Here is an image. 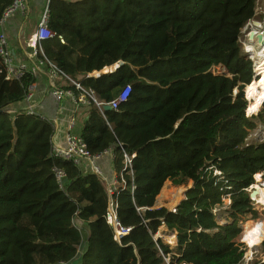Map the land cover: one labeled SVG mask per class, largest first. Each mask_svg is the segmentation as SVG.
I'll return each instance as SVG.
<instances>
[{
	"label": "trees",
	"instance_id": "obj_1",
	"mask_svg": "<svg viewBox=\"0 0 264 264\" xmlns=\"http://www.w3.org/2000/svg\"><path fill=\"white\" fill-rule=\"evenodd\" d=\"M13 1L0 0V20ZM257 2L50 0L46 58L105 103L132 86L116 111L92 103L80 130L93 154L113 150L119 173L123 150L134 155L115 195L131 231L115 240L100 176L53 155L54 123L11 110L36 78L8 79L0 57V264H245L236 238L249 213L258 218L249 189L264 173V138L251 136L264 130V103L248 106L245 88L261 75L239 38ZM54 168L66 173L62 186ZM168 182L189 186L175 211L156 207ZM163 222L176 245L155 239Z\"/></svg>",
	"mask_w": 264,
	"mask_h": 264
},
{
	"label": "built area",
	"instance_id": "obj_2",
	"mask_svg": "<svg viewBox=\"0 0 264 264\" xmlns=\"http://www.w3.org/2000/svg\"><path fill=\"white\" fill-rule=\"evenodd\" d=\"M49 2L50 0L47 1V6L44 8L41 14L37 30L34 33L32 40L29 42L32 49V54L30 55L29 60L26 62H17L15 57H13V54L9 47V40L3 27L5 22L14 15L19 14L22 16H27V0H14L3 12L0 20V57L2 58L3 64L5 66L7 78L21 79L26 74H31L36 78L44 72H47L51 78V94L56 101L63 102L64 100L68 99L77 108L81 105H91L92 103H94L103 114L104 105H110L112 110H118L120 106L123 103L127 102L130 98V95L132 93V86L130 84L125 85L120 90L118 96L115 99H113L109 103H105L97 98L93 90H87L79 81L71 80L70 78H68V76L65 75L62 70H60L53 62L46 58L41 42L51 39L55 36V33L49 27ZM262 2L263 0H258L255 16L256 18H253L250 21H255L256 19H258L259 16L257 15L259 14V10L261 9ZM249 22L243 28L241 35ZM259 34L263 36L264 40V17L261 19L260 30L256 31L253 36V43L255 42L260 46L262 44H260L257 38V35ZM59 80L68 82V84L72 87L68 88L59 86L57 84V81ZM33 97L34 87L32 85L25 100L30 102L32 101ZM28 113L35 114L31 109ZM76 127L77 122L74 118H72L69 121L63 143L59 144L53 139V155L56 158L72 162L78 167L90 170L91 172L100 176L104 181H106L103 169L101 168L99 161L104 155L111 153L112 149H107L100 154H93L89 150L88 145L85 142L84 138L81 136L80 132H75ZM123 156V167L120 175H118L117 177L116 185L108 184L107 186V192L110 196L107 221L113 227L115 232V240L118 243H121L123 238L131 231V228L123 227L119 222L117 215L118 201L115 197V195L118 194L119 190L124 189L126 186V180L123 176V173L125 171H129V174L132 175V160L134 155L130 156L123 150ZM54 170L56 179L62 186L66 178V173L59 168H54ZM224 200L226 201V199ZM172 211H175V208H173ZM166 263L171 264L169 258H166Z\"/></svg>",
	"mask_w": 264,
	"mask_h": 264
},
{
	"label": "crops",
	"instance_id": "obj_3",
	"mask_svg": "<svg viewBox=\"0 0 264 264\" xmlns=\"http://www.w3.org/2000/svg\"><path fill=\"white\" fill-rule=\"evenodd\" d=\"M47 1L48 0H27V16L19 14L14 15L4 24L3 29L8 37L10 50L17 62L28 61L30 55L32 54L29 42L32 40V37L37 30L41 14L47 6ZM115 65L118 66L113 71L120 66L119 63H116ZM107 68L110 69L111 66L104 67L102 70L94 71L90 74L87 73L86 76L90 78H98L109 72H113ZM57 84L62 87L68 86V82L62 80L57 81ZM33 87L34 97L32 101L29 102L24 100L21 103L13 104L11 106L12 111L24 110L29 112L31 109L33 113L39 114L43 118L52 121L56 128L54 140L59 144L63 143L69 121L72 118H74L77 122L75 132H80L82 124L88 116V108L91 105H81L77 108L68 99L63 102L56 101L51 94V78L47 72H44L40 76L36 77ZM114 159L115 154L112 150L111 153L104 155L99 161L105 175L106 181H103L105 182L106 188L108 184L116 185L117 177L120 175L114 165ZM178 204L179 203L175 204L174 207ZM156 207L160 206L156 205ZM161 230L163 233L162 239L165 243L173 245L177 244V231L175 229H169L168 225L163 222ZM171 233H174L175 238Z\"/></svg>",
	"mask_w": 264,
	"mask_h": 264
},
{
	"label": "rangeland",
	"instance_id": "obj_4",
	"mask_svg": "<svg viewBox=\"0 0 264 264\" xmlns=\"http://www.w3.org/2000/svg\"><path fill=\"white\" fill-rule=\"evenodd\" d=\"M261 9L259 10V14L257 16H259L258 18L262 19L264 17V0L261 4ZM256 18V17H255ZM255 29L252 28H245L242 35H241V48L243 50V52L246 54L247 58H249L252 62H253V72L254 75L257 72L261 75V77L258 79L257 82H260L259 84H255V85H248L245 88V97L246 99H248V106L250 105V100L252 99H256L257 100V105L255 107H252L251 110L252 112H257V110H260V108L263 106L264 103V74H262V71L260 70L261 68L259 66H261L260 63V57L258 56V50H260V48L262 47V45H258L257 43H253L254 44V50L253 51H248L245 47V44H247V42L249 43V41H251V39H248V34L251 32H253ZM240 40V38H239ZM249 40V41H248ZM264 47V46H263ZM217 73H223L226 72V69L222 66H218L216 68ZM253 75V77H254ZM251 86H254L253 88ZM232 91L235 94L238 93L239 89L237 86L232 88ZM249 115V114H248ZM262 129H256L253 133L252 136L253 138L256 137H260V138H264V130ZM264 184V173H257L254 176V184L252 185V187H250V191H252L254 188L257 190V187L260 186V189L263 190L264 188H262ZM187 187L189 186H174L171 183H166V185L164 186L163 190L161 191L160 195L158 196L157 200H156V204L160 207H166L169 210H172L175 204L179 203L182 199H183V193L185 192V190L187 189ZM258 192V191H257ZM256 192V193H257ZM255 200V206L258 212V218L256 219H251L252 218V213H249L247 215V221H260L261 223L264 222V206L259 204L260 201V195L259 194H255L254 198ZM227 204H229V200L226 199L225 201ZM217 216L218 218L221 219V222H227L228 219V215H221V213H219V211H217ZM245 222H240V227L242 228V233L236 238L237 242H241L243 243L244 247L246 248V253H245V264H249V263H255V262H264V237L261 238L260 240H258L255 244L250 245L247 243V241L245 240V238H243V233H244V229H243V225ZM159 233H162V230L160 228Z\"/></svg>",
	"mask_w": 264,
	"mask_h": 264
},
{
	"label": "bare ground",
	"instance_id": "obj_5",
	"mask_svg": "<svg viewBox=\"0 0 264 264\" xmlns=\"http://www.w3.org/2000/svg\"><path fill=\"white\" fill-rule=\"evenodd\" d=\"M246 28H252L255 29L253 32L250 31V33L248 34V39L250 38L251 41H249V43L247 42L244 43L245 47L247 48L248 51H253L254 50V44H253V35L256 31L260 30L261 28V19L258 18L255 21H250L249 24L247 25ZM264 45H262V47L260 48V50H258V56L260 57V65L259 66L262 71V74H264ZM118 65H113L111 66L110 71H113ZM97 74V73H96ZM264 79V78H263ZM262 188H264V184L262 186ZM257 193L260 195V201L259 204L264 206V189L261 190L260 186L257 187ZM243 229H244V233H243V238H245V240L247 241L248 244L253 245L255 244L258 240H260L261 238L264 237V222L261 223L260 221H247L246 223H244L243 225Z\"/></svg>",
	"mask_w": 264,
	"mask_h": 264
},
{
	"label": "water",
	"instance_id": "obj_6",
	"mask_svg": "<svg viewBox=\"0 0 264 264\" xmlns=\"http://www.w3.org/2000/svg\"><path fill=\"white\" fill-rule=\"evenodd\" d=\"M257 38H258V41L260 42V44L264 45L263 36L261 34H259V35H257ZM103 109H104V111H111L112 110L110 105H104ZM256 192H257V190L255 188L251 191V193H250L251 199L254 198ZM162 236H163V233H157L155 236V239L158 240L159 238H162Z\"/></svg>",
	"mask_w": 264,
	"mask_h": 264
}]
</instances>
